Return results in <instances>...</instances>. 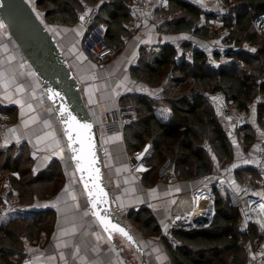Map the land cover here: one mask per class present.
<instances>
[{
	"label": "trees",
	"instance_id": "trees-1",
	"mask_svg": "<svg viewBox=\"0 0 264 264\" xmlns=\"http://www.w3.org/2000/svg\"><path fill=\"white\" fill-rule=\"evenodd\" d=\"M221 1L230 14L224 17L222 24L227 29L225 41L246 44L255 50L254 53L243 51L227 54L221 60L223 64L213 69L198 64L204 57L200 50L196 51L192 62L180 65L176 63L173 45L141 52L137 75L151 87L162 88L153 98H129L137 111L138 120L126 127L123 135L128 152H139L145 145L150 146L146 164L150 167L151 175L145 181L147 185L161 180L157 170L166 159L175 164L177 177L182 181H195L209 176L213 168L209 149L221 162L233 161V139L226 137L224 125L204 93L220 92L232 110L246 112L251 103L260 99L255 112L258 122L264 123V38L257 35L253 26V20L264 13V0ZM133 4V0H36V8L45 16L48 26L73 27L86 8H95L97 15L90 27L101 23L107 25V43L115 54L123 48V38L131 36L126 24L131 20ZM167 5L161 15L173 16L171 21L163 24V28L171 35L189 33L202 15L208 21L215 18L183 0H167ZM215 32L217 30L206 23L194 31V36L208 41ZM185 46L189 48L192 45L186 41ZM161 106L171 112L167 123L155 116ZM248 127L238 129L236 138L238 133H247ZM256 136L258 133L253 129L252 134L240 138L246 152L256 147ZM204 143H208V150L204 148ZM16 153L18 155L15 157ZM2 159L0 171L10 185L18 189L19 200L25 208V213L0 226V264H14V258L24 256V240L32 243L38 241L42 233L49 234L52 231L53 222L49 213L33 212V206L37 201L53 198L62 187L64 178L57 163L38 169L37 161L29 150L15 152L9 149L4 152ZM252 172L256 178L251 181L257 183L259 175L253 169L239 170V181ZM205 193L210 197L204 191L199 195ZM214 195L215 217L208 227L191 231L175 229V248L163 238L171 264H245L247 241H261L256 228L251 229L249 234L239 230L240 211L228 193L214 189ZM199 215L202 214H198L196 219ZM127 219L142 235L161 234L160 226L147 209L132 212Z\"/></svg>",
	"mask_w": 264,
	"mask_h": 264
},
{
	"label": "crops",
	"instance_id": "crops-1",
	"mask_svg": "<svg viewBox=\"0 0 264 264\" xmlns=\"http://www.w3.org/2000/svg\"><path fill=\"white\" fill-rule=\"evenodd\" d=\"M27 1L36 6V0ZM183 1L199 7L204 12L211 5L209 0L201 3H196V0ZM135 11L134 2L131 6V20L126 24L131 36L123 38V48L105 66H97L90 62L82 50L81 42L90 27L86 11L80 14L79 22L73 27L48 26L80 82L84 99L100 129L101 113L123 106L134 109L130 106L129 98H153L161 91L162 86L151 87L136 73L140 68V56L143 50H156L165 45H174L181 40L189 41L191 45L199 46L204 50H209L212 45L209 41L198 39L189 33L177 35L167 33L163 24L171 21L173 16L164 15L163 23L154 25L145 17L137 18ZM206 23H210L217 32L223 28L220 19L206 20ZM5 30L4 25L0 27V106L2 107L0 122L8 120L10 128L0 137V167L5 151L13 149L18 152L24 149L29 150L34 160L41 165L57 163L64 178L62 187L53 198L37 201L33 206V212L49 213L53 222L52 231L49 234L42 233L40 239L32 243L24 240L23 258L17 257L12 261L14 264H126L106 238L98 222L91 216L69 158L67 155L62 156L67 148L61 126L46 101L40 82L31 71L16 42L6 34ZM198 64L201 65L202 62L198 61ZM155 116L161 122L167 123L171 118V112L165 108H158ZM45 121H48L47 125ZM262 140L263 137L260 135L256 147L249 152H244L240 146L234 145V159L231 162H221L209 149L210 160L213 163L212 171L221 169L226 163L231 164L230 169L225 172V184L233 203L234 193L239 184L249 179V175L246 174L239 181L238 172L255 170L254 156ZM101 145L106 151L105 177L113 191L121 215L147 209L152 212L160 226L159 236H147L140 234L128 222L146 251L148 264H171L162 233L173 218L184 215L180 220L186 218V223H191L193 227L198 226L197 222L204 217L209 225L212 223L215 217V178L209 174L205 179L195 181L178 179L167 183L164 180H157L147 185L145 181L151 175L146 164L150 152L148 144L144 146L149 147L146 151L143 148V163L136 171L131 170L132 153L127 151L123 134L102 139ZM203 191L210 194L206 203L207 196H203L208 194L199 195ZM1 197L18 200V189L4 180L0 171ZM200 210L207 212L196 219L197 215L194 216V213ZM85 212L88 214L85 215ZM30 216H33V213H30ZM144 237L147 239L145 240ZM257 244L254 245L255 250L258 246L264 247V243ZM122 248L132 264H140L129 247L123 244ZM147 249L150 250L148 253ZM255 256H260V252L255 253Z\"/></svg>",
	"mask_w": 264,
	"mask_h": 264
},
{
	"label": "built area",
	"instance_id": "built-area-1",
	"mask_svg": "<svg viewBox=\"0 0 264 264\" xmlns=\"http://www.w3.org/2000/svg\"><path fill=\"white\" fill-rule=\"evenodd\" d=\"M206 0H196V3H201ZM210 7L206 12L214 16L216 19H224L226 8L221 0H209ZM136 16L141 19L145 17L150 24L160 25L163 23L161 13L167 7V0H135ZM87 20L90 25L93 23L97 11L95 8H86ZM207 18L203 15L197 22L196 26L190 35H194L197 28H201L206 23ZM255 32L260 37L264 38V13L258 15L253 20ZM107 25L104 23L89 27L83 40L82 50L87 59L96 64L97 66H105L116 55L113 48L109 46L106 39ZM227 29L222 28L218 31L215 42L212 43L209 50L199 48V46L192 45L187 48L186 41L181 40L174 43L173 47L176 50V63L177 65L185 62H192L197 50L203 54L201 61L205 67L217 68L219 62L227 54H235L239 52H252L253 48L248 45H239L235 42H226ZM255 52V51H254ZM159 99V97H157ZM261 100L256 99L255 104H259ZM210 104L215 110L218 118L224 125V133L228 139H233L236 131L240 128L249 126L252 122L250 114L246 111L228 110L224 95L220 92L216 93L210 98ZM101 120V137L108 139L114 135L123 134L126 127H129L138 120L137 111L133 108H118L115 110L107 111L99 115ZM10 128L8 120L0 122V137ZM100 128V127H99ZM263 140L260 143L257 152L254 156V168L259 175L257 183L252 182L250 179L242 181L237 191L234 193V203L240 211V220L238 222L239 230L244 234H249L251 229L256 228L258 235L261 237V243H264V134ZM205 149H209L208 143L203 144ZM143 149L139 152L131 154L130 165L131 170L136 171L143 163L142 161ZM231 164L226 163L221 169L211 171L210 175L216 180L214 187L221 193L227 192L225 172L230 169ZM148 169H150L148 167ZM158 175L161 180L167 183L178 181L177 173L175 171V164L169 160H164L158 167ZM228 193V192H227ZM22 208L18 200L8 197L0 204V218L7 219L10 217L15 218L22 214ZM185 216V215H184ZM184 216L175 217L170 221L168 228L162 233V239H166L172 248L177 246L176 239L173 235L175 229H183L190 231L192 228L184 221H180ZM146 240L147 237H144ZM257 240H248L245 249L247 253L245 264H264V247L258 246L254 249V245H258ZM259 242V243H260ZM150 251L147 249V253ZM260 256H255V253Z\"/></svg>",
	"mask_w": 264,
	"mask_h": 264
},
{
	"label": "water",
	"instance_id": "water-1",
	"mask_svg": "<svg viewBox=\"0 0 264 264\" xmlns=\"http://www.w3.org/2000/svg\"><path fill=\"white\" fill-rule=\"evenodd\" d=\"M35 7L27 0H0V21L8 29L10 37L40 82L46 101L61 126L67 157L81 185L91 216L126 264L132 263L123 251V244L132 250L140 264H148L146 251L127 221L131 212L121 215L113 191L107 183L104 170L106 151L100 142V128L84 99L81 84L54 35L45 25V16L40 15ZM68 113L80 124H89L91 128H78L70 121ZM63 119H69L72 125V140L65 134L64 130L69 124L62 122ZM144 148L146 151L149 147ZM198 223L191 230L209 226L205 217L199 219ZM117 229H123L127 236Z\"/></svg>",
	"mask_w": 264,
	"mask_h": 264
},
{
	"label": "rangeland",
	"instance_id": "rangeland-1",
	"mask_svg": "<svg viewBox=\"0 0 264 264\" xmlns=\"http://www.w3.org/2000/svg\"><path fill=\"white\" fill-rule=\"evenodd\" d=\"M33 4V3H32ZM33 6H34V4H33ZM35 7V6H34ZM36 8V7H35ZM36 11L40 14V15H42V13H40L39 11H38V9L36 8ZM226 12H228V10H226ZM228 14V13H227ZM227 14L225 15V17L227 16ZM228 15H230V14H228ZM212 19H216V18H212ZM224 21V19H222V23H221V25L224 23L223 22ZM44 23H45V25H47V23L44 21ZM48 26V25H47ZM216 34L215 35H213V36H211L210 37V39L208 40L210 43H213V42H215V40H216V37H217V35H218V32H215ZM7 34H9V33H7ZM227 36V35H226ZM81 46H82V42H81ZM254 50V49H253ZM252 50V52L251 53H254V51ZM220 64H223V61H220L219 62V64H218V66L220 65ZM169 76V73H168V75H167V77ZM189 82H191V81H189ZM182 91H184V90H182ZM204 95L207 97V98H211V97H213L214 95H216V93L215 94H213V93H209V92H206V93H204ZM130 106H132V104L130 105ZM256 106H257V104H255V102H253V103H251L250 104V108L248 109V113L250 114V116H251V118H252V122H251V124L249 125V127H248V132L247 133H245V132H243V134L241 133H238L237 134V138L235 137L233 140H232V145L234 146H240V149L241 150H243L244 149V152H246L245 151V145H243L242 144V142H240L241 140H240V138H243L244 137V135H247V134H252V130L253 129H255V131H257V133H258V136H256L257 138L258 137H260V135H263L264 134V123L263 124H260L259 122H258V120H257V116H256V112H255V110H256ZM133 107V106H132ZM159 108H161V109H163L164 107H159ZM226 108L228 109V110H230V111H232V109H231V106H230V104L229 105H227L226 104ZM165 109H167V108H165ZM169 110V109H168ZM18 155V153H16L15 154V157ZM63 156V155H62ZM64 156H66V155H64ZM14 157V158H15ZM41 167H43V165H41V164H39V163H37V168L38 169H40ZM2 177L4 178V177H6L5 175L3 176L2 175ZM253 178H256V175H255V173H249V179L251 180V179H253ZM4 180H6L5 178H4ZM7 181V180H6ZM8 198V197H7ZM3 199H6V198H0V200L2 201ZM18 203H19V205L21 206V208H22V211L24 212L25 211V208L23 207V205L21 204V202H20V200H19V197H18ZM25 213V212H24ZM10 219H12V217H10V215L7 217V219L5 220V219H1L0 218V226H2L3 224H5L6 223V221H8V220H10ZM200 229V228H199Z\"/></svg>",
	"mask_w": 264,
	"mask_h": 264
},
{
	"label": "snow or ice",
	"instance_id": "snow-or-ice-1",
	"mask_svg": "<svg viewBox=\"0 0 264 264\" xmlns=\"http://www.w3.org/2000/svg\"><path fill=\"white\" fill-rule=\"evenodd\" d=\"M81 19H83V17H81ZM2 26L3 25L0 24V27H2ZM53 95H58V93H53ZM29 107H31V105H29ZM68 117L70 118V121L71 122H74L75 125L78 128H80V129H90L91 128V125H89V124H80L78 121H76V118L74 116H71V113H68ZM70 121H69V119H63L62 122H64L65 124H69V127L68 128H65L64 131H65V134L68 135L69 140H72V136H71V128H72V125L70 124ZM44 123L47 125L48 124V121H45ZM74 159H79V158L78 157H74ZM85 187H87V185H85ZM262 207H264V205H262ZM87 214L88 213L85 212V215H87ZM113 228H116V226L113 225ZM117 230L123 233V229H117ZM123 234L127 236V233H123ZM128 238L131 239V237H128Z\"/></svg>",
	"mask_w": 264,
	"mask_h": 264
},
{
	"label": "bare ground",
	"instance_id": "bare-ground-1",
	"mask_svg": "<svg viewBox=\"0 0 264 264\" xmlns=\"http://www.w3.org/2000/svg\"><path fill=\"white\" fill-rule=\"evenodd\" d=\"M5 32H6V34L7 33H9V31H8V29L6 28V30H5ZM64 155H68V152L66 151L64 154H63V156ZM206 196V195H205ZM205 196H203V197H205ZM207 197H209V196H207ZM205 212H207V210L206 211H198V212H196V213H194V216H196V215H198V214H203V213H205ZM181 221V220H180ZM185 223L187 222L186 221V218L183 220ZM189 226L188 227H193V225L191 224V223H187Z\"/></svg>",
	"mask_w": 264,
	"mask_h": 264
}]
</instances>
